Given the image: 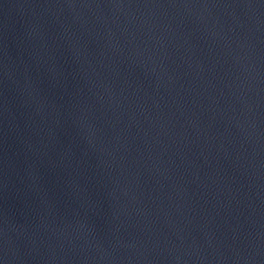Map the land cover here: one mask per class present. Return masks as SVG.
I'll return each instance as SVG.
<instances>
[{
  "label": "water",
  "instance_id": "obj_1",
  "mask_svg": "<svg viewBox=\"0 0 264 264\" xmlns=\"http://www.w3.org/2000/svg\"><path fill=\"white\" fill-rule=\"evenodd\" d=\"M0 264H264V0H0Z\"/></svg>",
  "mask_w": 264,
  "mask_h": 264
}]
</instances>
